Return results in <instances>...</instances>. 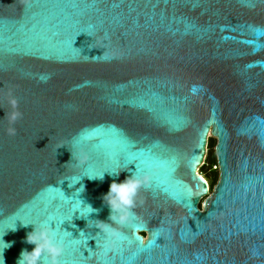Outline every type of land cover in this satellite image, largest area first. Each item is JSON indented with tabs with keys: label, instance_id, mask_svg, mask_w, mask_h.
Masks as SVG:
<instances>
[{
	"label": "water",
	"instance_id": "water-1",
	"mask_svg": "<svg viewBox=\"0 0 264 264\" xmlns=\"http://www.w3.org/2000/svg\"><path fill=\"white\" fill-rule=\"evenodd\" d=\"M132 173L119 224L103 196ZM18 219L61 264H264V0H0L5 264L35 246Z\"/></svg>",
	"mask_w": 264,
	"mask_h": 264
},
{
	"label": "clouds",
	"instance_id": "clouds-1",
	"mask_svg": "<svg viewBox=\"0 0 264 264\" xmlns=\"http://www.w3.org/2000/svg\"><path fill=\"white\" fill-rule=\"evenodd\" d=\"M13 109L18 107V101L13 97L10 100ZM20 113L18 111H13L9 115V120L14 123L20 118ZM15 128L10 127L8 129L9 135H15ZM122 171L111 172L105 171L99 175L89 177L91 179H99L103 181L105 174L110 176L118 177ZM149 177L147 175H136L130 174L126 176L123 181L113 180L110 188L106 194H104V202L111 209L110 220L117 222L119 224H127L129 222L136 223L133 220L132 209L136 205L137 195L142 187L148 185ZM89 213L92 214L94 208L88 205ZM19 220V219H18ZM17 221V220H16ZM15 221V226L9 229L15 231L17 228ZM21 221V220H19ZM22 226L27 227L33 225L34 228L31 232L27 234L26 242L35 245L31 251L27 249L23 250L20 254V258L17 260V264H61L60 257L64 252V243L60 236H58L56 229L52 223H45L37 226L34 223H24ZM106 222L101 221V225ZM103 231L107 232V227H102ZM0 236V264H5L4 261V251L12 246L11 243L4 241L3 236ZM47 255L48 259L45 261L43 257Z\"/></svg>",
	"mask_w": 264,
	"mask_h": 264
},
{
	"label": "rangeland",
	"instance_id": "rangeland-1",
	"mask_svg": "<svg viewBox=\"0 0 264 264\" xmlns=\"http://www.w3.org/2000/svg\"><path fill=\"white\" fill-rule=\"evenodd\" d=\"M216 144H217V139L210 135L209 143L207 146V155H206L205 164L199 167V173L201 175L203 174L205 179L209 182L210 188H211L210 193L201 200L202 206H203L205 199L212 194L219 180V176H218L219 165L217 162V157H216V152H215Z\"/></svg>",
	"mask_w": 264,
	"mask_h": 264
},
{
	"label": "flooded vegetation",
	"instance_id": "flooded-vegetation-1",
	"mask_svg": "<svg viewBox=\"0 0 264 264\" xmlns=\"http://www.w3.org/2000/svg\"><path fill=\"white\" fill-rule=\"evenodd\" d=\"M218 173H219V171H218ZM218 176H219V174H218ZM205 180H206V179H205ZM206 181H207V180H206ZM207 183H208V186H209V193H210V189H211V188H210V184H209L208 181H207ZM202 207H203V206H202V201H201L200 204H199V208L202 209ZM142 235H143L144 237H146V233H143Z\"/></svg>",
	"mask_w": 264,
	"mask_h": 264
},
{
	"label": "built area",
	"instance_id": "built-area-1",
	"mask_svg": "<svg viewBox=\"0 0 264 264\" xmlns=\"http://www.w3.org/2000/svg\"><path fill=\"white\" fill-rule=\"evenodd\" d=\"M206 160V159H205ZM205 164V161H204V163L202 164V166Z\"/></svg>",
	"mask_w": 264,
	"mask_h": 264
},
{
	"label": "bare ground",
	"instance_id": "bare-ground-1",
	"mask_svg": "<svg viewBox=\"0 0 264 264\" xmlns=\"http://www.w3.org/2000/svg\"><path fill=\"white\" fill-rule=\"evenodd\" d=\"M204 178V177H203ZM205 179V178H204ZM207 182V181H206ZM208 184V183H207Z\"/></svg>",
	"mask_w": 264,
	"mask_h": 264
},
{
	"label": "trees",
	"instance_id": "trees-1",
	"mask_svg": "<svg viewBox=\"0 0 264 264\" xmlns=\"http://www.w3.org/2000/svg\"><path fill=\"white\" fill-rule=\"evenodd\" d=\"M202 176H203V174H202ZM204 177V176H203ZM205 178V177H204Z\"/></svg>",
	"mask_w": 264,
	"mask_h": 264
}]
</instances>
